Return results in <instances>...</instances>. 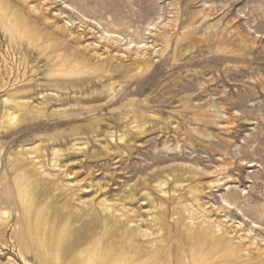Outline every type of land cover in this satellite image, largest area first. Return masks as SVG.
I'll use <instances>...</instances> for the list:
<instances>
[{
  "label": "rangeland",
  "instance_id": "374dc122",
  "mask_svg": "<svg viewBox=\"0 0 264 264\" xmlns=\"http://www.w3.org/2000/svg\"><path fill=\"white\" fill-rule=\"evenodd\" d=\"M183 210L264 264V0H0V264L40 217L184 263Z\"/></svg>",
  "mask_w": 264,
  "mask_h": 264
},
{
  "label": "bare ground",
  "instance_id": "6f19581e",
  "mask_svg": "<svg viewBox=\"0 0 264 264\" xmlns=\"http://www.w3.org/2000/svg\"><path fill=\"white\" fill-rule=\"evenodd\" d=\"M25 210L28 214L29 206ZM186 215L191 219H185ZM177 217L174 220L180 232L184 233L187 246L184 253L188 256V261L180 264H214L220 256H230L225 252L219 255L222 249L218 241L215 246L209 243L210 236L226 239L216 224L203 219H192L193 215L185 210L179 211ZM109 222V219H104L93 231L86 235H76L70 231L69 222L57 227L56 222L40 217L35 220L26 249L32 250L41 264H158V249L161 247H157L156 243H160V240L149 238V233L141 229L140 224L134 220L127 221L128 224L124 227L126 234L118 239V236L111 234ZM100 231L102 234L97 236ZM233 252L234 247L230 248L229 254ZM164 259L165 264H170L167 256Z\"/></svg>",
  "mask_w": 264,
  "mask_h": 264
}]
</instances>
